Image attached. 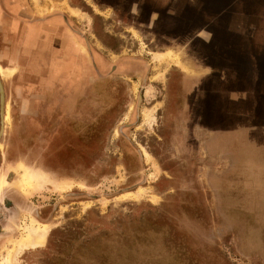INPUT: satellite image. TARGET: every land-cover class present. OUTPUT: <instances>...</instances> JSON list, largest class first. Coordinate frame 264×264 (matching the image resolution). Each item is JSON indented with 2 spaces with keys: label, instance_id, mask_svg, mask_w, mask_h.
I'll list each match as a JSON object with an SVG mask.
<instances>
[{
  "label": "rangeland",
  "instance_id": "rangeland-1",
  "mask_svg": "<svg viewBox=\"0 0 264 264\" xmlns=\"http://www.w3.org/2000/svg\"><path fill=\"white\" fill-rule=\"evenodd\" d=\"M73 1L82 45L23 50L0 9V264H264V20L246 61L189 42L195 15ZM31 225L46 241L22 247Z\"/></svg>",
  "mask_w": 264,
  "mask_h": 264
},
{
  "label": "crops",
  "instance_id": "crops-1",
  "mask_svg": "<svg viewBox=\"0 0 264 264\" xmlns=\"http://www.w3.org/2000/svg\"><path fill=\"white\" fill-rule=\"evenodd\" d=\"M3 1L6 7L5 11H8L10 13H5L6 21L9 26H12L13 30L17 29L19 31L18 33H25L30 30H36L40 33L41 43H48L54 48H56L55 43L57 39L63 35L72 36L78 39L76 35H79L76 32L75 35L71 31V29L73 30L72 24L74 23L75 18H77L78 16L71 14V12L66 9L63 3L66 1L69 6L78 9L81 15L85 14L86 12L79 5L71 2L72 0H38V5L43 10L42 13H40L37 9L34 0ZM146 1L163 9V13L170 20H180L181 22L190 20L192 23L194 21L191 20V18L193 15H195L200 21L194 27V29L187 31L186 36L189 37V42L194 38H197V40H201L202 44H204L205 47L206 45L207 47L211 46L214 50H216L214 56L217 58L220 57L218 54L219 51L224 50L226 46V48L229 47V49L238 48V50H240L241 57H243L247 61L248 55H244V51H246V49L243 47L244 44L241 39L255 37L259 30L260 21L264 20V14H260L261 16L254 14L258 13L256 11L259 9L264 10V0L249 1L250 5L254 4V7L257 9L255 11L252 8H237V6H234L235 3L242 2L243 0ZM244 2L246 3L247 1ZM54 3H56V7ZM51 5L54 6V8H51ZM47 9H51V11H48ZM206 9H211L212 12H205ZM21 18L28 19V22H20L19 20H21ZM235 39H238L237 42L235 41ZM222 40L227 43L222 42ZM78 42V44L82 45L80 39H78ZM40 45L41 44L39 43L36 44V46ZM241 51L243 52V54ZM154 53L161 52H153L152 54ZM165 53H170V55L174 54L171 51H167ZM249 62L252 61H248V63ZM203 64L205 66H209L208 61L203 62ZM263 64L264 63H261V61L256 62V66L258 68H263ZM199 73L201 75L211 72L207 69H203L202 73L200 71ZM256 80L260 79L256 78ZM238 129L239 128L236 127L234 130H230L227 136H234V139H238ZM255 156V159L259 158L257 157L258 155Z\"/></svg>",
  "mask_w": 264,
  "mask_h": 264
},
{
  "label": "flooded vegetation",
  "instance_id": "flooded-vegetation-1",
  "mask_svg": "<svg viewBox=\"0 0 264 264\" xmlns=\"http://www.w3.org/2000/svg\"><path fill=\"white\" fill-rule=\"evenodd\" d=\"M84 1V0H83ZM72 2H74L73 0H72ZM78 5V4H77ZM81 8H83L82 6H80ZM0 9H1V12H2V14H1V18H3L4 20H5V22H6V28H7V32L11 35V36H19V41H18V44L20 45V47H21V49H23L24 50V47H25V41L27 40L26 39V36H27V34L29 33V31L28 32H25V33H18L19 31L16 29V30H13L12 29V26H9V24L7 23V21H6V17H5V13H8V14H10L8 11L6 12L5 10H6V7H5V5H4V1L3 0H0ZM83 10L84 11H87L90 15H92V13H93V11H92V9H91V7H90V9H84L83 8ZM155 13V12H154ZM28 19H24V18H21V20H19L20 22L21 21H23V22H28L27 21ZM39 47H41V45L40 46H33L32 48H31V50L32 51H35L36 49L37 50H39V51H41V49L39 48ZM42 52H44V51H41V53ZM31 56L33 55L31 52L29 53ZM29 57V55H28V53L26 52V55H22V57H20L21 59H23V60H26V59H33L34 58V55L32 56V57ZM217 58V57H216ZM39 62V61H38ZM183 62V61H182ZM184 63V62H183ZM70 64H73V65H79L80 64V61H77V59L75 60V61H72V63L70 62ZM212 65H214V63L213 64H210L209 63V66L210 67H214V66H212ZM208 66V65H207ZM213 69V71H211V74H214L215 72H217V70L216 69H214V68H212ZM209 74V73H208ZM198 79V78H197ZM198 80H200V77H199V79ZM215 79L213 78V81H214ZM0 84H2V87L4 88V85H3V83H2V79L0 78ZM0 89H1V85H0ZM5 89H3V91H4ZM4 95H5V91H4ZM1 96V95H0ZM5 97V96H4ZM5 112H6V99H5V107H4V112H3V116H2V123H3V127H4V120H3V117H4V114H5Z\"/></svg>",
  "mask_w": 264,
  "mask_h": 264
},
{
  "label": "bare ground",
  "instance_id": "bare-ground-1",
  "mask_svg": "<svg viewBox=\"0 0 264 264\" xmlns=\"http://www.w3.org/2000/svg\"><path fill=\"white\" fill-rule=\"evenodd\" d=\"M1 71H2V69H1ZM33 178L34 177H33L32 174L25 173L24 178L21 181L22 182V185H25L26 184V186H29V185L34 184L33 183V181H34ZM28 231H29L28 235L21 242V245L20 246H22V247H25V246H33V247H35V246L42 245V244L45 243L46 237H47V232H48L47 231V227L42 229L40 227H36L35 225H31L30 228L28 229ZM9 264H11V263L9 262Z\"/></svg>",
  "mask_w": 264,
  "mask_h": 264
},
{
  "label": "water",
  "instance_id": "water-1",
  "mask_svg": "<svg viewBox=\"0 0 264 264\" xmlns=\"http://www.w3.org/2000/svg\"><path fill=\"white\" fill-rule=\"evenodd\" d=\"M1 85V99H2V108H3V100H4V91H3V87L2 84ZM2 132V131H1Z\"/></svg>",
  "mask_w": 264,
  "mask_h": 264
}]
</instances>
